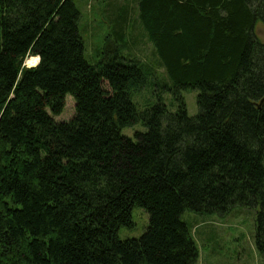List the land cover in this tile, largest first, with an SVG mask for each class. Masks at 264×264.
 <instances>
[{"label":"trees","instance_id":"1","mask_svg":"<svg viewBox=\"0 0 264 264\" xmlns=\"http://www.w3.org/2000/svg\"><path fill=\"white\" fill-rule=\"evenodd\" d=\"M136 8L170 106L158 93L144 111L134 102L154 83L117 48L128 9L92 64L75 2L0 0V264H196L182 215L236 207L259 209L264 256V0ZM68 95L75 117L59 123ZM138 124L146 132L123 135ZM137 207L149 227L122 241Z\"/></svg>","mask_w":264,"mask_h":264},{"label":"rangeland","instance_id":"2","mask_svg":"<svg viewBox=\"0 0 264 264\" xmlns=\"http://www.w3.org/2000/svg\"><path fill=\"white\" fill-rule=\"evenodd\" d=\"M77 5L82 20L80 33L85 42L86 59L97 64L102 56L101 50L108 41L112 23L118 22L117 11L128 9L123 32V45L116 46L121 55L128 61H138L148 73L149 81L154 83L148 89L134 93V102L141 111L149 109L152 103L157 102L156 93L163 97L164 103L170 106L171 94H162L161 85L166 81V73L161 65L153 45L140 21L139 9L136 8L139 0H72ZM123 18V17H122ZM119 21H121V19ZM112 46H115L112 42ZM114 48H112L113 50ZM29 66H35L33 58L27 60ZM156 87V88H155ZM190 117L198 114L197 92L183 93ZM76 103L68 95L65 101L64 112L54 117L59 123H66L75 117ZM174 111V110H173ZM142 124L126 128L123 135L134 139L137 133H144ZM259 209L236 207L225 216L198 215L185 212L182 222L185 223L196 242L200 258L196 264H264V256L256 249L257 214ZM134 227L122 228L119 238L122 241L138 240L144 236L149 227V215L141 208H134Z\"/></svg>","mask_w":264,"mask_h":264},{"label":"bare ground","instance_id":"3","mask_svg":"<svg viewBox=\"0 0 264 264\" xmlns=\"http://www.w3.org/2000/svg\"><path fill=\"white\" fill-rule=\"evenodd\" d=\"M33 61L36 63V65L35 66H37L38 65V63H39V59H37V58H33ZM29 65L27 64V62H26V67L27 68H29V67H35V66H29Z\"/></svg>","mask_w":264,"mask_h":264},{"label":"water","instance_id":"4","mask_svg":"<svg viewBox=\"0 0 264 264\" xmlns=\"http://www.w3.org/2000/svg\"><path fill=\"white\" fill-rule=\"evenodd\" d=\"M38 66H39V65H38ZM38 66H35V67H29V66H28V67H29V68H36V67H38ZM262 103H264V100L262 101Z\"/></svg>","mask_w":264,"mask_h":264},{"label":"crops","instance_id":"5","mask_svg":"<svg viewBox=\"0 0 264 264\" xmlns=\"http://www.w3.org/2000/svg\"><path fill=\"white\" fill-rule=\"evenodd\" d=\"M82 20V19H81Z\"/></svg>","mask_w":264,"mask_h":264}]
</instances>
